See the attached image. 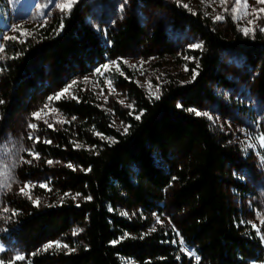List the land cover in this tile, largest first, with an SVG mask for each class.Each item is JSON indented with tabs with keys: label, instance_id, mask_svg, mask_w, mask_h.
Listing matches in <instances>:
<instances>
[{
	"label": "trees",
	"instance_id": "1",
	"mask_svg": "<svg viewBox=\"0 0 264 264\" xmlns=\"http://www.w3.org/2000/svg\"><path fill=\"white\" fill-rule=\"evenodd\" d=\"M138 1L153 5L200 41L199 48L187 51L190 61L185 62L194 79L183 85L166 83L159 98L145 94L122 59L142 40L152 41L166 54L171 49L160 30L147 37L134 18L100 35L83 22V5L78 3L19 42L5 45L0 60V136L41 98L54 97L110 61L117 70L105 75L125 89L132 111L114 107L125 132L113 126L94 95L79 86L72 95L52 100L66 122L60 130L48 131L51 143L34 144L37 158L27 157L18 175L26 181L50 171L45 160L72 164L75 171H60L65 181L58 184L65 191L77 190L82 200L54 197L44 202L40 193L36 201L7 194L0 241L26 257L15 264H190L179 253L174 232L152 228L149 219L129 220L115 210L121 205L145 214L160 212L159 202L169 197L179 215V236L199 258L195 264H263L261 239L242 221L224 188L225 145L209 122L189 108L200 101L208 82L217 79L223 54L251 61L264 85V32L244 35L230 16L215 23L164 0ZM231 186L241 198L253 195L240 181ZM51 242L71 249L45 250Z\"/></svg>",
	"mask_w": 264,
	"mask_h": 264
},
{
	"label": "rangeland",
	"instance_id": "2",
	"mask_svg": "<svg viewBox=\"0 0 264 264\" xmlns=\"http://www.w3.org/2000/svg\"><path fill=\"white\" fill-rule=\"evenodd\" d=\"M164 1L179 5L191 13L200 12L215 23H221L226 16H230L244 35L264 32V12L259 11L264 8V4L258 0H227L226 3H221V0ZM67 2L69 0H0V60L5 57V45L8 42H19L36 29L64 16L69 10L62 11L58 5ZM78 3L83 5V22L100 35L115 29L128 17L138 21L147 37H151L154 30L162 32L171 54H166L152 41L142 40L141 45H137L122 59L133 70L136 83L149 98H157L161 86L168 82L183 85L194 79L195 74L185 62L190 61L187 51L200 47L198 37L172 23L153 5L138 0H76L72 7ZM216 16L222 18L217 20ZM195 45L199 47H193ZM106 64L109 66L107 70L103 65L99 73L95 69L89 75L70 82L66 86H70L69 92L65 94L72 95L78 86L92 93L98 105L109 114L113 126L123 131L124 125L115 114L114 107L130 112L132 105L126 98L125 89L115 86L105 75L111 69L117 70L116 64L112 61ZM31 109L29 113L20 115L10 129L0 136V222L5 212L3 198L7 194L16 193L36 201L35 195L40 193L44 202L54 197L59 201L82 200L77 190L65 191L63 184H58L65 181L60 171H75L72 164L45 160L44 165L50 171L26 181L19 178V169L27 157L37 158L34 144L51 143L48 131L60 130L66 122L48 99L41 98L40 102L31 105ZM190 109L194 113L200 112L199 116L205 118L213 132L222 139L227 150L224 188L231 205L241 213L242 221L252 227L264 246V146L260 142V138L264 137V85L252 62L236 53L223 54L217 69V79L208 82L200 101L190 106ZM38 111L41 113L40 118L35 119L33 114ZM33 124L35 128L30 127ZM80 145L76 143V146ZM234 180L245 184L253 195L246 198L236 195L231 186ZM25 185L29 187L22 193L20 189ZM170 202L169 197L160 201L162 211L155 213L145 214L137 207L121 205H116L115 210L129 220L149 219L152 228L174 232L179 253L187 262L195 264L197 256L193 249L183 244L177 227L179 215L175 214ZM60 244L61 247L56 248L70 251L68 244ZM0 249H3L0 251V261L3 259L8 264L9 259L12 261L16 255H21L15 247L1 241Z\"/></svg>",
	"mask_w": 264,
	"mask_h": 264
},
{
	"label": "snow or ice",
	"instance_id": "3",
	"mask_svg": "<svg viewBox=\"0 0 264 264\" xmlns=\"http://www.w3.org/2000/svg\"><path fill=\"white\" fill-rule=\"evenodd\" d=\"M75 2H76V0H69V2L64 3V4H61V5H58V7H60L62 11L65 10V9L70 10L71 7H72V5ZM226 2H227V0H221V3H226ZM258 2L261 3V4H264V0H258ZM185 7H187V5H185ZM259 11L260 12H264V8L260 9ZM221 18L222 17H220V16H216L215 17V19H217V20H219ZM249 23H251V21H249ZM62 27H63V25H61V28ZM193 47H199V45H195ZM0 51H2V49H0ZM103 67L107 70L109 66L106 64ZM96 72L99 73L100 72V69L97 68L96 69ZM73 83H75V82H73ZM109 84H110V82H109ZM69 88H70V86L69 87H65L60 93L56 94L54 97H49L48 100L49 101L59 100L65 93H68L69 92ZM157 98H159V97L157 96ZM121 103H123V101H121ZM45 107H47V105H45ZM41 111H43V110H41ZM189 111H194V110L190 109ZM40 115H41L40 111H38V112H36V113L33 114V116H34L35 119H39L40 118ZM196 115L199 116V115H201V113L200 112H196ZM204 115L207 116L208 114L207 113H204ZM136 118L139 119V116H137ZM209 118H211V117H209ZM49 126H51V125H49ZM30 127L35 128L36 126L33 124V125H30ZM124 131L126 132L127 131V128H125ZM260 142H261V145L264 146V137H261L260 138ZM48 163H52V161H49ZM69 167H71V165H69ZM27 187H29V185H25L23 188L20 189V191L23 193L24 192V189L27 188ZM4 211H7V209H4ZM12 214L15 215L16 213L13 212ZM50 247H61V244L59 242H51V243L45 245V250H47V248H50ZM63 247H67V245H63ZM2 250L3 249H0V251H2ZM25 259H26V257L23 256V255H16L14 257V259L9 262V264H15V261H22V260H25ZM198 259L199 258L197 257V260ZM0 264H3V261H0Z\"/></svg>",
	"mask_w": 264,
	"mask_h": 264
}]
</instances>
